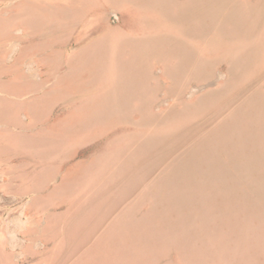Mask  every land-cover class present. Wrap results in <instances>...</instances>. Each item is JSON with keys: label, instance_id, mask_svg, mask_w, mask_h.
I'll list each match as a JSON object with an SVG mask.
<instances>
[{"label": "rangeland", "instance_id": "rangeland-1", "mask_svg": "<svg viewBox=\"0 0 264 264\" xmlns=\"http://www.w3.org/2000/svg\"><path fill=\"white\" fill-rule=\"evenodd\" d=\"M0 264H264V0H0Z\"/></svg>", "mask_w": 264, "mask_h": 264}, {"label": "crops", "instance_id": "crops-1", "mask_svg": "<svg viewBox=\"0 0 264 264\" xmlns=\"http://www.w3.org/2000/svg\"><path fill=\"white\" fill-rule=\"evenodd\" d=\"M0 247H4V245L0 244ZM5 248V247H4Z\"/></svg>", "mask_w": 264, "mask_h": 264}]
</instances>
